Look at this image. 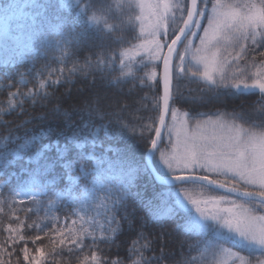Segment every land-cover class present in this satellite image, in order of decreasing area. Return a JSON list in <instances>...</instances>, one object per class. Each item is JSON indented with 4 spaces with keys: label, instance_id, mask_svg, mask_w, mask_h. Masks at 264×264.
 Segmentation results:
<instances>
[{
    "label": "trees",
    "instance_id": "16d2710c",
    "mask_svg": "<svg viewBox=\"0 0 264 264\" xmlns=\"http://www.w3.org/2000/svg\"><path fill=\"white\" fill-rule=\"evenodd\" d=\"M9 1L0 0V6ZM215 2L211 0L212 5ZM61 3L35 0L27 8L32 19L22 29L26 38L6 46L0 55V181L4 182L0 190V248L7 240L10 249L0 252V264L6 260L11 264H108L109 260L144 264L145 259L161 254V241L155 238L162 233L166 237L164 264H214L207 237L190 228V211L185 213L175 204L178 186L154 183L143 165L147 148L139 138V124H150V117L157 115L155 93L149 90L154 82L148 76L158 68L157 63L142 57L122 58V52L141 39L137 5L131 0H79L72 7ZM116 34L124 35L126 42L120 44ZM141 80L147 84L142 85ZM224 85L208 89L178 75L173 91L178 87L182 94L175 98L173 107L196 116L233 113L242 125L263 130L259 120L249 121L261 111L257 103L260 95L235 93ZM45 92L49 94L47 103L38 99L33 103L32 95ZM116 101L122 107L129 106L123 123L131 121L137 127L135 135L104 118L112 116ZM89 106L92 112L102 113L90 115ZM70 109L74 110L66 117ZM97 130L93 137L91 133ZM45 145L52 147L45 149ZM132 167L140 169L137 176L130 174ZM92 168L100 177L95 185L85 176ZM30 179L45 182L43 193L30 202L16 201L14 192ZM184 185L188 191L211 193L199 185ZM121 197L138 218L150 210L155 215L143 229L139 220L135 229L125 224L116 234L115 244L99 243L108 227L99 205L103 201L111 207L112 201ZM141 231L147 239H141L137 248L151 241L152 250L133 254L132 242ZM92 235L98 238L95 245ZM85 237L89 247L73 242ZM23 247L28 249L30 260H24ZM231 249L248 262L264 257V252L236 246Z\"/></svg>",
    "mask_w": 264,
    "mask_h": 264
},
{
    "label": "snow or ice",
    "instance_id": "6c2138e0",
    "mask_svg": "<svg viewBox=\"0 0 264 264\" xmlns=\"http://www.w3.org/2000/svg\"><path fill=\"white\" fill-rule=\"evenodd\" d=\"M138 7L141 10V15L136 18L141 21L140 37H143V40L138 45L137 54H139V49H143L149 53L151 59L163 64L162 96L159 92L160 81L157 79V73L152 72L148 76V80L154 82L149 86V90L155 93L153 99L157 101L155 105L157 115L150 117V124H139V138L145 143L150 155L154 156L156 152L160 153V159L167 167L171 180L177 183L183 199L175 200V204L180 208L184 207L185 201L195 205V211L200 214V218L193 219L192 227L194 229L213 228V224L208 222L212 221L215 223L216 229L222 232L227 229L228 234H236L245 242L259 245L264 249V228L257 230L254 224L255 221H264V214L257 215V213H264V133L257 136L255 132L246 131L241 127L236 130L235 134L229 128L227 134L196 135L187 122H181L179 126L176 125L177 109L173 107L176 104L175 98L182 94L178 87L173 91V81H177L178 74L181 72L188 74L185 60L190 49L195 48L193 58L197 63L203 65V75L209 82H214L216 73L220 74L221 82L227 78L223 68L230 63L229 56H231L232 62L239 60L242 54L247 56L248 52L264 56V0H261L259 6L252 2L226 6L219 4V0L215 6L211 4V0H191L190 6L188 3L177 5L172 0H157L156 3H145L144 0H139ZM210 7L213 15H208L206 19V12ZM225 8L226 10H222ZM16 10L15 3L9 2L0 6V16L11 19ZM202 20L206 21V27L202 25ZM200 32L203 35H200ZM115 36L118 37L120 44L126 42L124 35L116 34ZM196 40L199 41V47L195 46L194 41ZM87 63L89 66L91 65L90 61ZM98 66L99 62H97ZM252 67H255V63ZM192 75L195 76L196 72H193ZM254 76L251 83L247 80L243 82V89L259 90L261 95L257 103H259L261 111L258 115L250 117L249 121L259 120V127L264 129V73L257 71ZM56 83L57 81H53V84ZM140 83L147 84V81L141 80ZM51 86L49 85V87ZM224 86L231 87L227 84ZM234 87L240 89L241 83H235ZM31 99L33 103L37 102V99L41 103H47L49 94L45 92L40 96L32 95ZM72 110L74 109L66 111L65 116L67 117ZM128 110V105L122 107L120 102L116 101L112 116L105 115L104 118L114 120L120 124L122 129L135 135L137 127L133 126L131 121L123 123V113ZM52 111L55 112L56 109L53 108ZM89 111L90 115L102 113V110L92 112L90 106ZM166 117L170 118L171 124L166 122ZM219 127L225 129L224 125ZM195 128L199 130L201 125L197 123ZM98 131L91 135L95 137ZM164 132H167V145L163 144ZM173 133H175V137H173ZM169 146L171 153L166 155L164 149ZM44 147L49 149L52 145ZM80 171L84 172V168L81 167ZM139 172L140 169L137 167L130 169V174L137 176ZM86 175L91 177L93 185L100 179L93 168L85 173ZM183 181H196L200 185L198 188L213 194L203 201L193 199L188 195L187 186L181 183ZM201 203L212 204L215 211L205 215V211L200 207ZM222 204L229 206L220 207ZM99 207L103 208L105 223L108 225L104 230L105 234L99 238V243L102 244H107L109 241L115 244V240L118 239L116 234L125 224L128 228L135 229L136 221L139 220L140 228L143 229L148 220L155 215L150 210L145 217L138 218L135 212L128 211L123 197L112 201L111 207L103 201ZM167 211L171 212L172 209ZM9 231L11 232V229ZM9 239L12 238L9 237ZM35 239L39 240L40 236L37 235ZM69 239H72L71 236ZM97 239L95 235H92L91 243L97 244ZM141 239H147L143 231L139 232V238L132 242L130 251L133 254L142 253L145 248H148L149 251L152 250L149 247L151 241L149 244H141L137 248ZM155 239L161 241L159 244L161 254L154 259L151 257L145 259L144 264H164L165 258L162 250L166 237L162 233ZM20 240L24 241L25 237L20 236ZM86 240L87 237L85 240L77 238L73 242L89 247ZM12 243H15L14 239ZM60 243L63 244L64 240L62 239ZM3 251L10 252L7 240L4 242L3 248H0V252ZM22 252L24 260L31 259L26 247L22 248ZM19 254V252L16 253L17 256ZM91 255L95 260L96 256ZM4 264H11V261L6 260ZM108 264H123V262L109 260ZM241 264H244L243 260H241ZM248 264H251L250 260ZM256 264H264V260L257 259Z\"/></svg>",
    "mask_w": 264,
    "mask_h": 264
},
{
    "label": "rangeland",
    "instance_id": "374dc122",
    "mask_svg": "<svg viewBox=\"0 0 264 264\" xmlns=\"http://www.w3.org/2000/svg\"><path fill=\"white\" fill-rule=\"evenodd\" d=\"M133 3H135L138 6L139 0H131ZM9 2H14L17 6V10L15 15L11 19H5L4 17L0 16V55H2V52L6 49V46L14 41V38L18 37L20 35V32L25 27V24L28 20H31L32 17L30 16V12H27V8L32 6L34 0H10ZM8 2V3H9ZM61 4H70L71 7L76 5L79 0H61ZM145 3H156L157 0H144ZM173 3H176L177 5L188 3L187 0H172ZM65 3V4H64ZM239 3L238 0H235V2H230L229 0H219V4L223 5H233ZM213 5H217V0ZM139 9V16L141 15V10ZM222 10H226L222 9ZM146 15V12H145ZM213 15L212 8H208L206 12V19L207 17ZM30 24V23H29ZM202 25L204 27L207 26L206 21L202 20ZM141 26V21L139 20V27ZM200 35H203L202 32H200ZM3 37H7L5 41L2 40ZM143 37H141L140 41L130 50L124 51L122 58L124 60H133L136 58L142 57L144 60L150 63H158L160 61H156L150 58V55L147 51L143 49H139V54H137L138 45L142 42ZM195 46L199 47V41H194ZM229 51H231V48H229ZM247 51V50H246ZM124 53H127V55H124ZM195 53V48L190 49L188 56L185 60V67L188 68V74L186 75L185 72H181L182 76H185L190 79H198L199 81L203 82L207 87L212 89L216 85H230V88L234 87L235 82L241 83V88L236 89L237 91H243V92H259L258 89H243V82L247 80V82L251 83V79H254V73L257 71L264 73V56L256 57L254 53L248 52L247 56L241 57L239 60L232 62V58L229 56L228 61L229 64H226L223 68V71L226 75V79L221 82V77L219 73L214 74V82H209L203 75V65L197 63V61L193 58ZM253 63H255V67H252ZM237 68H239V71L236 73L234 72ZM196 72V75L193 76L192 73ZM235 74H234V73ZM238 78V79H237ZM231 81H234L231 83ZM185 112L177 110V121L176 125L179 126L181 122H187L189 124V127L191 128L192 132H194L196 135H207L211 136L214 133L216 135L221 134H227V129H232V133L235 134L236 130L243 127L246 131H252L255 132L257 136H260L262 133H264L263 130H257L250 126H245L240 123V121L236 120L238 116L234 114H230L227 112H215L211 114H201L198 116H191ZM236 117V118H234ZM167 123L171 124V120L168 117ZM200 124L201 128L197 130L195 128L196 124ZM224 125L225 129H221L219 126ZM164 141L163 144H168L167 139V132L164 133ZM173 137H175V133H173ZM165 154L168 155L171 153V147H166L164 149ZM153 164L158 168L159 173L161 175L170 176L167 167L163 164V162L160 159V153L156 152L153 156ZM1 186V183H0ZM40 186L39 184L33 180L29 182L28 184H25L19 188V190L16 191L15 197L18 201H28L34 199L39 193H40ZM176 191V190H175ZM188 191V190H187ZM179 198L177 200H182L183 197L180 195V189L176 191ZM188 195H190L193 199L197 200H206L209 195H212V193L208 194L206 192H199V191H188ZM229 205L222 204L220 207H227ZM200 207L202 210L205 211V215H208L210 212L215 211V207L212 204L205 205L204 203H201ZM183 212L190 211L191 220L193 222V219H199L200 214L195 211V205H192L189 201H185V205L182 208ZM264 214V213H257ZM209 223L213 224V228H205L203 230H198L207 237V248L211 251V254L215 258L214 264H241V260L244 261V264H248V261L241 256L236 251L232 250L231 247H241L245 248L248 251H255V252H264V249H262L259 245L250 244L239 238L236 234H228L227 229H224V232L218 230L215 228V223L212 221H208ZM255 227L257 230L260 228H264V221H255L254 222ZM194 229L192 226L190 227ZM196 230V229H194ZM209 230V232H207ZM228 243V246H224L225 243ZM260 260H264V257ZM251 264H256V262H251Z\"/></svg>",
    "mask_w": 264,
    "mask_h": 264
},
{
    "label": "water",
    "instance_id": "95a60500",
    "mask_svg": "<svg viewBox=\"0 0 264 264\" xmlns=\"http://www.w3.org/2000/svg\"><path fill=\"white\" fill-rule=\"evenodd\" d=\"M191 4V0H188V5L190 6ZM162 75H163V64L162 62H160V66H159V81H160V95H163V82H162ZM161 111H162V102H161ZM167 119V117H166ZM158 126V125H157ZM151 157L152 155H150L148 153V150L145 152L144 157H143V162L144 165L147 169V171L149 172V174L151 175L152 179L154 180V182L159 183V184H163V185H172V184H177L176 182L171 180V177H164L161 176L159 174H157L155 172V170L152 167L151 164ZM181 183H195V184H199L196 181H183ZM243 199V198H241Z\"/></svg>",
    "mask_w": 264,
    "mask_h": 264
}]
</instances>
